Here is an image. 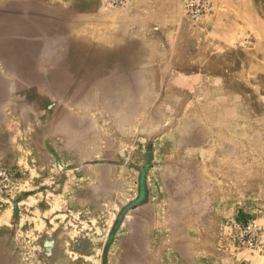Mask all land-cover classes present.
Here are the masks:
<instances>
[{"label": "rangeland", "instance_id": "374dc122", "mask_svg": "<svg viewBox=\"0 0 264 264\" xmlns=\"http://www.w3.org/2000/svg\"><path fill=\"white\" fill-rule=\"evenodd\" d=\"M130 1L0 0V264H216L230 242L251 251L235 240L251 214L228 205L246 193L264 216V17L221 59L144 64L106 44L112 10ZM210 2L197 20L184 8L211 54Z\"/></svg>", "mask_w": 264, "mask_h": 264}, {"label": "crops", "instance_id": "0c3cea01", "mask_svg": "<svg viewBox=\"0 0 264 264\" xmlns=\"http://www.w3.org/2000/svg\"><path fill=\"white\" fill-rule=\"evenodd\" d=\"M213 3V13L208 17L213 21L215 32L211 54L207 40L209 31L205 29L204 22L196 27L190 26L185 15L184 0H131L128 5L112 10V20L110 23L106 21V44L112 42L115 47H127L129 60L144 64L174 62L177 53L183 54L184 60L191 62L209 63L221 59L227 51H237L239 36L246 32L251 35L252 30L257 29V20L264 17V12L258 0H243L244 7L241 8L228 7L227 0H213ZM245 15L249 16L248 19ZM190 34H195L193 40L186 43L184 37ZM258 41H261L259 45L263 44L264 37ZM160 70L168 72L167 69ZM164 75L177 76L171 71ZM41 195L45 197V194ZM245 196L246 193L241 194V199L230 197L228 208L231 211L228 215H234L238 210L251 214L250 221L261 230V246L254 251H240L230 242L215 251L219 255L216 264H264V216ZM36 198L38 195L32 194L27 199ZM46 198L51 201L48 195ZM40 205H47L49 210L52 208L48 201ZM220 219L221 223H230L231 226V218H227V222L222 216Z\"/></svg>", "mask_w": 264, "mask_h": 264}, {"label": "built area", "instance_id": "2783aa9c", "mask_svg": "<svg viewBox=\"0 0 264 264\" xmlns=\"http://www.w3.org/2000/svg\"><path fill=\"white\" fill-rule=\"evenodd\" d=\"M129 0H109L113 6L124 5ZM187 15L197 20L207 15L212 10L210 0H185ZM1 191V189H0ZM261 230L252 221H247L237 226L235 240L238 247L251 251L257 250L261 246Z\"/></svg>", "mask_w": 264, "mask_h": 264}]
</instances>
